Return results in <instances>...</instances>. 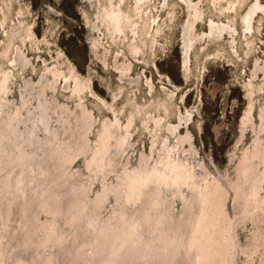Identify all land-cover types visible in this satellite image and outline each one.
I'll return each mask as SVG.
<instances>
[{"label": "rangeland", "instance_id": "rangeland-1", "mask_svg": "<svg viewBox=\"0 0 264 264\" xmlns=\"http://www.w3.org/2000/svg\"><path fill=\"white\" fill-rule=\"evenodd\" d=\"M0 141V264H264V0H0Z\"/></svg>", "mask_w": 264, "mask_h": 264}, {"label": "bare ground", "instance_id": "bare-ground-1", "mask_svg": "<svg viewBox=\"0 0 264 264\" xmlns=\"http://www.w3.org/2000/svg\"><path fill=\"white\" fill-rule=\"evenodd\" d=\"M78 78H79V77H78ZM69 81H70V80H69ZM69 83H70V82H69ZM2 87H3V86H2ZM81 87H82V86H81ZM81 87H80V88H81ZM75 90H76V89H75ZM26 94H27V93H26ZM81 101H82V100H81ZM132 106H133V105H132ZM143 111H144V110H143ZM84 112H85V111H84ZM85 113H86V112H85ZM84 116H85V115H84ZM39 118H42V115H40ZM87 118H88V117H87ZM37 120H38V121H41V119L39 120L38 117H37ZM133 120H134V119H133ZM34 139H35V138H34ZM18 141H19V140H18ZM0 144H1V141H0ZM27 144H28V146L31 145V140H30V139L27 140ZM31 146H32V145H31ZM155 146H156V145H155ZM33 148H34V147H33ZM96 150H97V149H96ZM33 151H34V149H33ZM82 152H83V151H82ZM166 152H167V151H166ZM78 156H79V155H78ZM167 160H168V159H167ZM170 162H171V161H170ZM172 162H173V161H172ZM172 162H171V164H172ZM186 162H187V161H186ZM154 163H155V162H154ZM154 163H153V164H154ZM174 163H179V162H176V161H175ZM181 164H182V163H181ZM169 165H170V164H169ZM179 165H180V164H179ZM175 166H176V165H175ZM175 166H174V167H175ZM177 166H178V165H177ZM182 166H183V165H182ZM167 167H168V166H167ZM172 168H173V167H172ZM177 168L179 169L180 167H177ZM181 169H182V167H181ZM155 170H156V169H155ZM184 170H185V169H184ZM157 173H158V172H157ZM157 173H156V174H157ZM206 173H207V172H206ZM180 176H181V175H180ZM180 176H179V177H180ZM154 178H155V177H154ZM168 178H169V177H168ZM168 178H167V179H168ZM180 178H181V177H180ZM167 179H166V182H167ZM263 179H264V178H263ZM17 180H18V179H17ZM156 180H157V179H156ZM175 180H176V179H175ZM177 180H178V179H177ZM177 180H176V181H177ZM226 180H227V179H226ZM14 181H15V180H10L9 183H10V184H13V183L16 182V181H15V182H14ZM179 181H180V180H179ZM157 182H158V180H157ZM159 182H160V181H159ZM159 182H158V183H159ZM163 182H164V181H163ZM163 182H162V183H163ZM172 182L174 183L175 181H172ZM18 183H19V182H18ZM18 183L14 184V185H15V186H16V185L18 186ZM162 183H159V184H162ZM200 183H201V182H200ZM211 183H212V182H211ZM159 184H157L156 187L159 186ZM164 184H165V183H164ZM164 184H163V185H164ZM168 184H169V182H168ZM174 184H175V183H174ZM177 184H178V183H177ZM177 184H176V185H177ZM5 185H7V184H5ZM170 185H171V184H170ZM182 185H183V184H182ZM50 186H51V185H50ZM161 186H162V185H161ZM183 186H184V185H183ZM19 187H20V185H19ZM164 187H165V186H164ZM195 187H196V186H195ZM15 188H16V187H15ZM49 188H50V187H49ZM49 188H48V189H49ZM51 188H52V187H51ZM150 188H151V187H150ZM210 188H211V187H210ZM5 189H6V188H5ZM14 190H15V189H14ZM50 190H51V189H50ZM165 190H166V189H165ZM149 192H150V191H149ZM157 192H158V188H157ZM2 193H3V192H2ZM162 193H163V191H162ZM170 193H171V192H170ZM44 194H45V193H44ZM44 194H43V193H42V194H39V195L41 196V197L39 196L40 198L38 197V199H40V201H41V199L44 197ZM140 194H142V193H140ZM166 194H167V192H166ZM48 195H49V194H48ZM50 195H52V194H50ZM50 195H49V196H50ZM154 195H155V194H154ZM154 195H152V194H151V195H150V194L148 195V197L150 198V200L148 201V204H147V202H145V204L141 205L143 209L146 208V210H148L150 213L155 214V212H157V210H159V208H158L159 206H160L161 208H163L164 210H165L167 207L170 206L169 204L167 205L166 203H164L163 200H162L163 202H162L161 200H160V201L157 200L158 203H154V199H153V197L155 198ZM161 195H162V194H160V196H161ZM163 195H164V194H163ZM141 196H142V195H141ZM141 196H140V197H141ZM51 197H52V196L47 197V198H48V199H53V198H51ZM53 197H54V196H53ZM156 197H157V196H156ZM162 197H163V196H161V198H162ZM164 197H165V195H164ZM172 197H173V196H172ZM157 198H158V197H157ZM161 198H160V199H161ZM166 198H167V197H166ZM168 198H169V196H168ZM171 199H172V198H171ZM16 200H17V199H16ZM21 200H22V199H21ZM167 200H168V199H167ZM173 200H174V199H173ZM173 200H172V201H173ZM40 201H39V202H40ZM44 201H45V199H44ZM55 201H56L57 203L59 202V200H55ZM118 201H119V200H118ZM126 201H127V200H126ZM172 201H171V202H172ZM183 201H185V200H183ZM18 202H19V201L17 200V201H16V204H17V205H18ZM168 202H169V201H168ZM168 202H167V203H168ZM10 203H11V202H10ZM14 203H15V202H14ZM19 203H20V202H19ZM40 203H41V202H40ZM71 203H72V202H71ZM161 203H162V204H161ZM181 203H182V202H181ZM90 204H91V203H90ZM158 204H159V206H158ZM172 204H173V203H172ZM8 205H9V204H8ZM67 205H70V203H68ZM146 205H147V206H146ZM162 205H163V207H162ZM190 205H193V204H190ZM70 206H71V205H70ZM145 206H146V207H145ZM182 206H183V205H182ZM6 207H8V206H6ZM17 207H19V206H17ZM73 207H74V205H73ZM136 207H137V205H136ZM0 208H1V207H0ZM67 208H71V207L67 206ZM74 208H75V207H74ZM121 208H122V207H121ZM134 209H135V208H134ZM185 209H186V208H185ZM222 209H223V208H222ZM3 210H5V209H3ZM9 210H10V209H9ZM66 210H67V209H66ZM68 210H69V209H68ZM72 210H73V209H72ZM78 210H79V209H78ZM78 210H77V211H78ZM123 210H124V209H123ZM148 211H147V214H148ZM169 211H170V210H169ZM222 211H223V210H222ZM9 212H10V211H9ZM68 212H69V211H68ZM94 212H96V211H94ZM164 212H165V211H164ZM150 213H149V217H148V219H147V216H145V217H146L147 220H149V222H148V225H149L148 228L151 229L150 219H151V217H152V214H151V216H150ZM193 213H194V212H193ZM163 214H165V213H162V215H163ZM166 214H167V211H166ZM168 214H169V213H168ZM9 215H10V214H9ZM52 215H53V214H52ZM74 215H75V214H74ZM0 216H1V215H0ZM83 216H84V215H83ZM93 216H94L95 219L100 220V222H101V219H102V218H100L101 216H100L99 214H94V213H93ZM165 216H166V215H165ZM189 216H190V215H189ZM110 217H111V216H110ZM166 217H167V216H166ZM2 218H3V217H1L0 219H2ZM81 218H82V217H81ZM168 218H169V216H168ZM171 218H172V217H171ZM171 218H169V220H171ZM8 219H10V218H8ZM8 219H7V221H8ZM61 219H63V218H61ZM103 219H104V218H103ZM132 219H133V218H132ZM177 219H178V218H177ZM3 220H5V218H4ZM91 220H92V219H91ZM178 220H179V219H178ZM0 221H1V220H0ZM9 221H10V220H9ZM92 221H94V220H92ZM135 221H136V219L134 218V223H135ZM172 221H173V220H172ZM228 221H229V220H228ZM1 222H2V221H1ZM1 222H0V223H1ZM173 222H175V221H173ZM2 223H3V222H2ZM4 223H5V222H4ZM93 224H95V223L93 222ZM175 224H176V222H175ZM3 225H4V224H3ZM3 225H2V226H3ZM180 225H181V224H180ZM26 226H27V225H26ZM29 226H30V225H29ZM165 226H166V225H165ZM165 226H164V229H165ZM173 226H174V224H173ZM214 226H215V225H214ZM6 227H8V222H7V226H6ZM19 227H21V226H19ZM160 227H161V226H160ZM215 227H216V226H215ZM225 227H226V226H225ZM1 228H2V227H1ZM9 228H10V227H9ZM9 228H7V229H9ZM152 228L154 229V227H152ZM173 228H174V227H173ZM18 229H19V228H18ZM29 229H30V228H29ZM164 229L162 228L161 231H163ZM216 229H217V228H216ZM219 229H220V228H219ZM225 229H226V228H225ZM22 230H23V229H22ZM30 230H31V229H30ZM174 230H176V228H175ZM174 230H173V232H174ZM18 231L20 232V230H18ZM18 231H17V232H18ZM154 231H155V230H154ZM168 231H169V230H168ZM23 232H24V231H23ZM26 232H27V231H26ZM31 232H32V231H31ZM156 232H157V229H156ZM173 232H172V233H173ZM33 233H34V232H33ZM33 233H32V234H33ZM35 233H36V232H35ZM159 233H162V234H163L164 231H163V232H159ZM166 233L169 235V234H170V231H169V232H166ZM172 233H171V235H172ZM226 233H227V232H226ZM18 234H19V233H18ZM18 234H17V235H18ZM26 234H27V233H26ZM30 234H31V233H30ZM151 234H152V233H151ZM156 234H158V233H156ZM156 234H154V235H156ZM187 234H188V233H187ZM159 235H160V234H159ZM163 235H164V234H163ZM29 236H30V235H29ZM35 236H36V234H35ZM35 236H34V237H35ZM129 236H130V235H129ZM23 237H24V236H22V239H23ZM25 237H26V236H25ZM31 237H32V236H31ZM48 237H49V236H48ZM159 237H160V236H159ZM171 237H172V236H171ZM187 237H188V236H187ZM125 238H126V237H125ZM165 238H166V237H165ZM173 238H174V236H173ZM25 239H26V238H25ZM25 239H23V240H25ZM35 239H36V238H35ZM48 239H49V238H48ZM167 239H168V238H167ZM26 240H28V238H27ZM49 240H50V239H49ZM212 240H213V239H212ZM18 241H19V240H18ZM20 241H21V240H20ZM28 241H29V240H28ZM167 241H169V240H167ZM36 242H37V240H36ZM138 242H139V241H138ZM19 243H20V242H19ZM21 243H22V242H21ZM31 243H32V242H31ZM15 244H18L17 241H16ZM15 244H13V245H14L13 247H15ZM33 244H34V240H33ZM35 244H36V243H35ZM25 245H26V244H25ZM31 245H32V244H31ZM31 245H30V246H31ZM161 245H162V244H161ZM163 245H165V244H163ZM166 245H167V243H166ZM17 246H18V245H17ZM20 246H21V245H20ZM20 246H19V247H20ZM28 246H29V244H28ZM128 246H129V244L127 245L126 249L128 248ZM158 246H159V245H158ZM219 246H220V244H219ZM13 247H12V249H14ZM21 247H23V246H21ZM26 247H27V246H26ZM46 247H47V246H46ZM159 247H160V246H159ZM163 247H164V246H163ZM167 247H169V246L167 245ZM8 248H9V247H8ZM35 248H36V247H35ZM35 248H34V249H35ZM43 248H44V247H43ZM24 249H25V248H24ZM161 249H162V247H161ZM29 250H30V248H29ZM35 250H36V249H35ZM12 252H13V251H12ZM35 252H36V251H35ZM125 252H126V250H125ZM166 257H167V255H166ZM50 258H51V256H50ZM141 260H142V259H141ZM30 261H31V260H30ZM218 261H219V260H218ZM194 263H195V262H194ZM195 264H196V263H195Z\"/></svg>", "mask_w": 264, "mask_h": 264}, {"label": "water", "instance_id": "water-1", "mask_svg": "<svg viewBox=\"0 0 264 264\" xmlns=\"http://www.w3.org/2000/svg\"><path fill=\"white\" fill-rule=\"evenodd\" d=\"M154 246H151V249H153ZM166 260H169V256L166 257Z\"/></svg>", "mask_w": 264, "mask_h": 264}, {"label": "flooded vegetation", "instance_id": "flooded-vegetation-1", "mask_svg": "<svg viewBox=\"0 0 264 264\" xmlns=\"http://www.w3.org/2000/svg\"><path fill=\"white\" fill-rule=\"evenodd\" d=\"M41 119H43V115H42V118ZM19 139V138H18Z\"/></svg>", "mask_w": 264, "mask_h": 264}]
</instances>
